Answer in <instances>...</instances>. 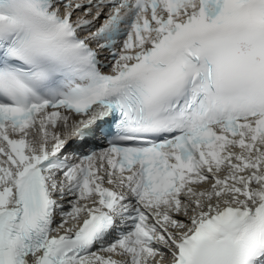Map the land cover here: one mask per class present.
I'll use <instances>...</instances> for the list:
<instances>
[{
    "label": "snow or ice",
    "instance_id": "6c2138e0",
    "mask_svg": "<svg viewBox=\"0 0 264 264\" xmlns=\"http://www.w3.org/2000/svg\"><path fill=\"white\" fill-rule=\"evenodd\" d=\"M0 264H264V0H0Z\"/></svg>",
    "mask_w": 264,
    "mask_h": 264
}]
</instances>
